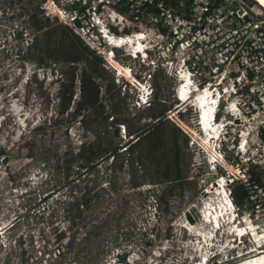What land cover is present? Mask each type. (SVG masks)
<instances>
[{
	"label": "rangeland",
	"instance_id": "rangeland-1",
	"mask_svg": "<svg viewBox=\"0 0 264 264\" xmlns=\"http://www.w3.org/2000/svg\"><path fill=\"white\" fill-rule=\"evenodd\" d=\"M45 2L58 11L70 8L64 0H0V264H201L204 257L206 264H237L264 252V193L258 190L263 180L245 173L246 167L255 175L264 171V96L255 89L250 93L242 82L232 83L239 74L233 64L215 69L211 44L171 50L169 39L156 31L152 13L144 12L138 19L130 12L116 13L110 19L109 10L98 8L111 32L143 35L138 44L143 50L135 58L138 45L106 47L94 28L98 41L87 42L103 60L99 101L109 108L110 98L112 103L121 101L117 107L126 131L142 133L160 116L148 103L139 107L135 102L146 79L153 88L149 99L157 107L155 98L160 97V104L169 110L165 118L180 130L181 175L177 180L164 179L167 172L173 175L172 126L160 128L145 142L147 170L143 172L136 164H128L121 153L131 139L124 136L122 125L108 118L97 126L88 112L84 113L89 116L84 117L88 127L110 137L115 134L119 156L115 162L110 156L82 168L77 152L81 143L94 140L95 132L83 128L84 114L71 117L77 107L81 65L60 67L43 58L40 34L57 25L69 28L62 19L47 15ZM228 6L226 10L240 4ZM32 15L45 26L42 30L31 24ZM217 26L218 30L200 38L229 44V25L222 21ZM185 67L193 86L200 89L209 82L211 87L205 90L214 87L221 94L217 118L224 121V130L215 142L221 150L213 162L214 142L211 148L204 147V134L197 124L193 97L198 91L185 102L176 96ZM71 78L72 95L68 93ZM60 101L63 107L68 103L62 115ZM162 133L166 139L156 142ZM221 172L226 174V192L232 179L248 185L250 202L240 209L246 213L237 216L234 208L232 223L227 222L230 211L221 217L218 230L201 225L202 235L194 234L187 224L194 228L203 206L223 198L218 185H213L220 182ZM186 212L193 223L185 218ZM57 250L67 255L59 257Z\"/></svg>",
	"mask_w": 264,
	"mask_h": 264
},
{
	"label": "built area",
	"instance_id": "built-area-1",
	"mask_svg": "<svg viewBox=\"0 0 264 264\" xmlns=\"http://www.w3.org/2000/svg\"><path fill=\"white\" fill-rule=\"evenodd\" d=\"M64 1L70 4V8H61L58 11L56 6H49V4L45 2L44 10H48L49 13H47V15L50 14L52 18L57 17L59 19H62V22L67 25L77 37L82 39L84 43L86 42L87 45H89L87 40L95 44L98 41V34L102 37L104 42H106V47H108L110 42L113 40L120 41L121 37L130 39L134 44L132 45L134 47L135 45H138L143 38V35H141L140 33L122 36L111 32L110 27H108V25L100 15V10H98V8H101L103 11L109 10L110 13L107 14V17L110 19L114 17L116 13L124 14L130 12L133 14L132 17L134 19H138L139 16H141L144 12H150L153 14L152 19L157 23V25L159 23L161 24V26L167 29V35L165 37L169 39L168 44L171 50L177 49L178 46L181 49L197 45H199V47L202 46L206 48L208 44H211L210 48L213 49V54L215 57V59L213 60L215 69H218V67L220 66L223 67L226 64H233V66L239 71V74L237 77L233 76L232 83L236 81L241 85L242 82V85L247 87L250 93H253V89H255L256 92L258 91L260 96H264V10L256 5V3V6H247L242 0H193L191 7L189 8V18H186L184 16V13H174L171 9L164 5L163 1L157 0ZM234 3H239L240 7H232L231 4ZM226 6H228L229 8L231 6L232 9L226 10ZM82 9L84 10L81 11ZM227 19L230 21L227 22ZM222 21H224V24L227 23L229 25L228 33L229 38H231L229 44L221 46L220 44H217V41L213 42V40H210L204 42V40L200 38V35H210L214 29L218 30L217 25H221ZM95 27L97 28L98 34H96V32L94 31ZM156 31L158 32L157 26ZM235 36L237 37L236 39H234ZM214 39L217 40V37H215ZM106 47H103L102 49ZM91 49L94 50V48L92 47ZM141 50L143 49H141L140 47V51ZM136 51L139 50H135L133 52V57L135 58L137 54ZM108 53L111 55V58H114L112 50H109ZM182 65H185V60L182 61ZM182 77L184 79H190L191 72L188 67H185V73L181 72L179 74V78L182 79ZM184 82L186 83L185 80ZM185 83H183V85ZM179 87L180 85L178 86V88ZM194 87L195 90L198 91L196 96L193 97L196 98L200 91H203L211 86L208 82L206 86L201 87L200 89L196 85ZM178 88L176 89V96L179 99V96L177 95ZM138 90L139 95L137 100L135 101L137 106H146L147 103L149 105V102L151 101V99H149V96H153L152 86H147V80L144 79V82L142 84L140 83ZM225 91L226 90L223 89L222 93H225ZM211 93L216 97L214 101L215 113H213L211 118V125H213L212 130H214L218 126L220 127L219 131H217V133H215L213 136V151H218L220 153L221 149L218 148V146L215 147V142H218L220 134L224 130V126H222L221 120L218 121L217 118L219 98L221 94L214 87L211 88ZM195 108L198 112L197 124H200V131H202V134H204L205 136L201 124L202 120L201 114L199 112L200 109L199 107ZM121 128L124 136H126L124 125H122ZM135 140L136 138L133 139V141ZM219 175V180L224 183V187L222 188V190L224 189V191H226L224 180L226 174L221 172L219 173ZM232 181L233 179L229 183L231 184ZM218 183L219 181L213 183V185H218ZM255 187L256 189L258 188V186ZM226 189V196L230 198V191L228 187ZM258 190L262 192V188H259ZM234 208L235 207H233V211ZM205 262L206 258H203L201 264H204ZM237 264H241V262Z\"/></svg>",
	"mask_w": 264,
	"mask_h": 264
},
{
	"label": "trees",
	"instance_id": "trees-1",
	"mask_svg": "<svg viewBox=\"0 0 264 264\" xmlns=\"http://www.w3.org/2000/svg\"><path fill=\"white\" fill-rule=\"evenodd\" d=\"M163 1L164 5L171 9L174 13H184L186 18H189L190 10L192 1L193 0H157ZM82 9L81 11H83ZM30 22L34 26L35 30L40 31L42 30L43 26L40 22H38L35 15L30 17ZM158 32L161 35H167V29L162 27L161 24L157 25ZM40 41L42 44L41 52L43 58L47 59L51 64L61 66H70L74 67L81 65V71L78 80V89L79 93L77 95L78 101L76 103V110H74L71 114L72 118H78L80 115L88 112L92 116L91 122H95L98 125H103L108 118L110 121L115 125H124L126 136L131 137L127 141V146L121 153L126 155V162L131 166L136 164L140 169H143V172L147 170V150L143 148L145 142L152 140L155 137L156 132L160 128H164L166 125L172 126L171 131L173 132V138L169 141L171 145V154H172V170L173 175L171 176L168 172L164 174V179L167 181L177 180L181 175V167H180V150L177 143V134L180 132L179 128L173 125L167 118H165V114L169 111L167 107L160 104L158 99L160 97L155 98V100L159 103V106H163L165 109L162 110L159 106L156 107L155 103H152V100L149 102V106L156 108L160 112V116H158L148 129L143 131L142 133H137V131L128 128L126 131V121L125 119L120 116L121 112L120 109L117 107V103L121 102H114L113 98H110L108 101L110 102V108L107 106L102 105L98 98V86H99V79L101 74V65L103 60L95 50L90 49L85 43L77 37L69 28L61 25L54 26L49 31H43L40 34ZM34 40H31L33 44ZM105 56V54L103 55ZM113 78L111 82L113 83ZM69 84V91L68 93L72 95L73 93V78L70 79ZM64 87V84L62 85ZM61 91V89L59 90ZM124 96L126 95L125 92L122 93ZM156 95V93H155ZM70 99V97H69ZM122 100V99H121ZM160 101L165 103V100L161 98ZM126 105V104H125ZM60 109L59 115L64 113V110L68 108V103L63 107V102L60 101ZM126 107H128L126 105ZM125 107V108H126ZM124 108V109H125ZM191 114V113H190ZM120 116V117H119ZM181 117V115H179ZM84 117H89L88 115L84 114L80 118V122L83 128L86 130L92 129L95 132V138L92 142H89L87 145H83L81 143L80 149L78 150V160L83 163L80 164L81 167H88L91 166V163L98 162L100 160L109 159L111 156V162H115L119 154L117 153L118 146L116 145L115 141L113 140L114 136L110 137L107 133L103 131L96 132V128L88 127ZM96 126V127H97ZM136 138L135 141L133 139ZM156 142L164 141L166 139L165 135H159L158 138H155ZM86 164V165H85ZM245 173L247 177H259V181H262V184L258 183V185L262 188V192L264 193V171L260 172V174L253 173L250 167H246ZM144 179L147 177V173L144 174ZM257 185V186H258ZM228 189L230 191V198L237 209V216H242L241 214L244 210H240L242 205H248L250 202V191L248 185L245 186L240 181L233 180L231 184L228 185ZM249 209V208H248ZM252 212L254 211L251 209ZM246 213V212H245ZM243 213V214H245ZM58 256L67 255L65 250L60 251L57 250ZM78 253V252H77ZM214 264V263H211Z\"/></svg>",
	"mask_w": 264,
	"mask_h": 264
},
{
	"label": "bare ground",
	"instance_id": "bare-ground-1",
	"mask_svg": "<svg viewBox=\"0 0 264 264\" xmlns=\"http://www.w3.org/2000/svg\"><path fill=\"white\" fill-rule=\"evenodd\" d=\"M253 1L255 3H257L258 6H260L264 9V0H253ZM109 45H112L115 47H120V46H126L127 47L130 45L132 46L134 44L132 43V41L130 39H125L124 37H121L120 41H118V40L114 41L113 40L110 42ZM136 53H138V51H136ZM184 80L186 81L187 84L184 82ZM183 83H185V84L183 85ZM193 84L191 83V79H189V78L184 79L182 77V79L180 81V87L178 88V92H177V95L179 96V99L177 98L178 101L185 102V101L189 100L191 97H193V91L195 90V87L193 86ZM215 98L216 97L211 93V90H209V89L204 90L203 92L199 93L196 98H193V102L195 104V107H199V109H200L199 112L201 114L202 129L204 130V133H205V136L203 137V143H204V147L206 149L211 148V144L213 142V136L215 133H217V131H219V128H220L218 126L214 130H212L213 125H211V118H212L213 113H215V105H214ZM221 124H222V126H224V121H222ZM198 125L200 126V124H198ZM215 153L216 152L213 151L211 156H210V158L212 159V162L215 159H217V155L215 157ZM223 187H224V183L222 181H220L218 183V188H219L220 195L223 196V198H221L219 200L220 203L218 201L217 203L211 204V206H207L208 205V202H207L206 205L203 206V209H201V211L198 212V216H199L198 218L199 219L194 223V228H192L193 226H191L190 224H187L188 227L193 230L194 234L202 235V234H200L202 232V230H201L202 227L200 228L201 225L204 228H207L208 226H212V228H213V225H214V227H216L217 224L219 225L218 222H220L222 220L221 217L224 218L226 214H228L230 211H232L231 210V207L233 205L232 201L230 200L229 197L226 196L227 192L224 191V189L222 190ZM223 209L226 210L225 214L223 213ZM227 210H229V211H227ZM216 215H218V216H216ZM235 217H236V215L234 214V211H232V217H230V219H227V222H228V220H230L232 223L233 221H235ZM246 230L247 229H244L242 231L245 232ZM207 237H208V235H207ZM255 251H256V253L262 252L260 250L259 251L255 250ZM238 263H240V262H238ZM241 264H264V252L259 253L255 256L251 257V258L242 260Z\"/></svg>",
	"mask_w": 264,
	"mask_h": 264
},
{
	"label": "water",
	"instance_id": "water-1",
	"mask_svg": "<svg viewBox=\"0 0 264 264\" xmlns=\"http://www.w3.org/2000/svg\"><path fill=\"white\" fill-rule=\"evenodd\" d=\"M247 6L255 5L253 0H242ZM193 211V210H192ZM185 218L188 220L189 223H193V219L190 212H186Z\"/></svg>",
	"mask_w": 264,
	"mask_h": 264
}]
</instances>
